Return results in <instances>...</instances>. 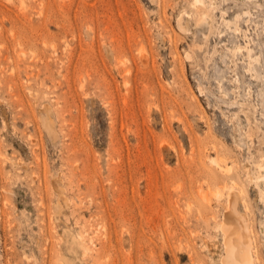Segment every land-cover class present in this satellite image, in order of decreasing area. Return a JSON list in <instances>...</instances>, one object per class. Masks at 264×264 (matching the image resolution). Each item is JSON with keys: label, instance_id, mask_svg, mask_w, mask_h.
Segmentation results:
<instances>
[{"label": "rangeland", "instance_id": "obj_1", "mask_svg": "<svg viewBox=\"0 0 264 264\" xmlns=\"http://www.w3.org/2000/svg\"><path fill=\"white\" fill-rule=\"evenodd\" d=\"M228 206L264 264V0H0V264H221Z\"/></svg>", "mask_w": 264, "mask_h": 264}, {"label": "bare ground", "instance_id": "obj_2", "mask_svg": "<svg viewBox=\"0 0 264 264\" xmlns=\"http://www.w3.org/2000/svg\"><path fill=\"white\" fill-rule=\"evenodd\" d=\"M180 28L181 27H179V29ZM142 58H143L142 62L144 61L146 64L147 61L144 60L146 58L145 57ZM228 207L229 210L224 214L223 221L221 224V228L224 231L223 244L225 249V250L223 249L224 254L221 257V264H254L253 256H252V246H251L252 237L250 238L246 226L247 222L244 223V219H243L244 217L241 218L239 216L240 214L238 215V213L234 210L233 206L232 207L228 206ZM245 220L247 221V219Z\"/></svg>", "mask_w": 264, "mask_h": 264}]
</instances>
